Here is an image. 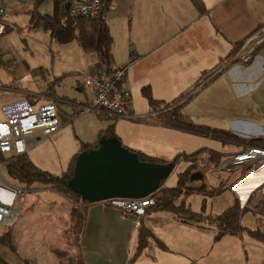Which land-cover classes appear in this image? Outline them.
<instances>
[{"label":"crops","instance_id":"0c3cea01","mask_svg":"<svg viewBox=\"0 0 264 264\" xmlns=\"http://www.w3.org/2000/svg\"><path fill=\"white\" fill-rule=\"evenodd\" d=\"M200 1L203 12L192 0H112L106 21L113 38L114 66L127 64L132 56L138 58L129 69L127 82L134 112L138 116L151 114L143 94L145 88H150L154 99L172 103L214 73L215 77L183 105L182 112L197 124L231 131L247 141L264 140V46L250 64L228 65L242 43L264 25V0ZM4 20L9 25L14 23L6 17ZM64 47L70 54L67 63L57 67L54 61L52 72H36L33 87L28 83L24 88L18 82L19 89L13 90L10 85L16 80L5 74L12 72L13 60L7 56L10 52L5 38L0 39V84L5 88L0 108L18 100H29L36 107L50 101L58 105L62 131L48 140L36 133L28 141L26 155L39 169L56 175L64 173L84 145L98 144L110 127L115 128L125 147L166 162L180 154L196 153L203 146L220 153L223 164L246 148L143 121L76 114L78 105L93 99L83 79L97 71V56L85 53L78 42ZM219 168L214 170L215 177L205 179L208 191L221 190L214 197L207 196L210 208L206 206V214L222 215L238 201L244 212L241 222H248L245 228L264 232V203L256 209L254 203L251 205L252 195L264 184V165L230 171ZM162 187L174 188L165 182ZM47 188L31 189L43 193L41 200L47 207L38 208L39 200L26 201L22 206L17 224L22 222L24 227L18 234L23 261L18 255L16 264H26V260L29 264H264V244L247 232L217 238L219 230L212 225L152 207L147 210L142 228L136 230L131 217L107 201L82 208L78 200L75 203ZM53 193L58 197L52 198ZM203 197L195 194L188 198L190 207L192 201L196 204V209L190 208L192 212L201 213L199 201ZM263 199L258 196L253 201ZM58 218L63 219L61 227L55 223ZM61 228L64 231L59 232ZM145 231L153 237L139 254ZM73 233L80 247L75 252L78 262L73 258ZM57 236L65 241L60 242ZM5 251L0 252L1 259L9 257V250ZM55 253L61 256L49 258L57 256Z\"/></svg>","mask_w":264,"mask_h":264},{"label":"trees","instance_id":"16d2710c","mask_svg":"<svg viewBox=\"0 0 264 264\" xmlns=\"http://www.w3.org/2000/svg\"><path fill=\"white\" fill-rule=\"evenodd\" d=\"M44 1L47 0H35V10L30 12L29 27L34 30L43 29L50 33L52 41L56 42V44L65 45L72 42H78L85 53L95 54L97 56V71H103L107 75H111L116 68L114 66V57L112 53L113 38L106 18L112 0H104V13L100 18L84 16L72 17L70 14V7L66 4L65 0H50L54 5L53 13L44 15L38 11L40 4ZM192 2L199 11L203 12V4L200 0H192ZM5 14L1 20L5 22L8 27V22L4 20ZM213 74L214 73H211L209 76H212ZM202 82L203 80L198 82L188 94L183 95L172 103H166L154 99L150 88H145L143 94L149 102L151 113L156 112L158 114L144 119L143 122L160 125L167 129L198 137L216 140L223 145H243L246 147L244 149L251 148L250 145H252L253 147L264 149V140L257 139L247 141L231 131L197 124L182 112L183 105L195 95L196 90L202 85ZM101 138H118L115 133V128L110 127L107 132L101 135ZM98 147L99 143L92 146L84 145L80 153L97 149ZM200 152H207V154L213 156L211 157L210 162L213 164L214 170L219 168L222 164L223 156L220 153L208 151L206 149L199 150L193 154H180L172 162L176 165L178 162L188 161L190 158L201 154ZM136 153L143 162L167 163L166 161L149 157L140 152ZM78 156L79 155L74 158L69 168L59 175L51 174L39 169L32 163L26 154L7 156L0 152V166L6 168L10 179L22 186L30 189V187L36 183L42 184L50 190L71 199L75 203L76 200H78L81 202V207L86 208L89 203L83 202L81 197L74 194L69 187V182L74 176L75 163ZM204 176L205 174H199V172L192 173L191 170L187 169L180 174L179 183L174 188H163L164 181H162L159 190L151 195L155 200V204L152 208L156 211L175 213L181 219L186 218L199 223L212 225L219 230L217 238L226 234L242 235L247 232L251 237L264 244V232H261L260 230H249L242 226L241 215L243 210L238 201L222 215L213 216L206 213L197 214L192 212L190 204L187 206L188 198L190 196L202 194L204 196L212 197L221 192V190H218L219 192L216 190L208 191V186L206 187L205 184L203 185V189L202 187L196 188L192 185L193 181L199 179L203 180ZM252 196L251 204L255 199L256 192ZM151 237H153L151 232L145 231L142 233L139 254H141L142 250L147 246L148 239ZM159 245L164 248L162 244L159 243ZM0 264L7 263L0 258Z\"/></svg>","mask_w":264,"mask_h":264},{"label":"built area","instance_id":"2783aa9c","mask_svg":"<svg viewBox=\"0 0 264 264\" xmlns=\"http://www.w3.org/2000/svg\"><path fill=\"white\" fill-rule=\"evenodd\" d=\"M70 7L72 17L100 18L104 13V0H65ZM5 14L4 0H0V38L8 32V27L1 20ZM264 46V25L254 31L241 45L233 56L230 64L248 65L252 62L255 53ZM138 60L132 56L131 60L118 68L111 75L103 71H96L86 75L84 86L93 93V99L85 105H78L76 114L107 115L113 119L128 121H143L157 115L151 113L138 116L133 109V96L127 85L128 72L133 63ZM1 63V56H0ZM218 70L216 72H222ZM216 74L207 76L208 79L199 87L205 86ZM10 88L18 90L19 86L11 83ZM5 92L4 85L0 84V95ZM175 107V106H174ZM3 120L0 122V152L4 155H21L28 152V141L31 136L41 133L45 138L57 133L62 122L58 113L56 101L36 107L29 100H18L5 104L1 108ZM226 161V160H225ZM264 165V149L247 148L234 154L220 168L228 171L236 168L256 169ZM1 169L4 166H0ZM0 169V226L14 228L21 216L22 206L29 195V188L17 187L5 183ZM264 198V184L256 191V197ZM111 206L128 214L136 230L142 228L143 219L147 210L155 204V200L148 196L140 199L117 198L107 201Z\"/></svg>","mask_w":264,"mask_h":264},{"label":"rangeland","instance_id":"374dc122","mask_svg":"<svg viewBox=\"0 0 264 264\" xmlns=\"http://www.w3.org/2000/svg\"><path fill=\"white\" fill-rule=\"evenodd\" d=\"M35 3H36L35 0H4V5L6 7L5 17L7 19H9L10 22H14L13 24L11 23L8 26L7 34L4 37L0 38V39L5 38V42H6L7 46L9 47L8 51L10 52L7 56L10 58V60L11 59L13 60L12 72H5V74H6V76H8V74L11 75V77L14 80H16L17 83L14 82L13 84L19 86V84H18V82H19L22 84V86H24V88L27 87L28 83H30V86L33 87L34 82L32 84H31V82H32V79L34 78V75L36 74V72L37 73H39V72H52V65H53L54 61H55V65L57 67H59L65 63H67V61L69 60L68 55H70L69 52H67L68 51L67 47L61 48L64 45L56 44V42L52 41L50 33L44 31L43 29L34 30V29H31L29 27L30 12L35 10ZM53 10H54V5H53V2L50 0L44 1L42 4H40L39 9H38L39 13L44 14V15L45 14H52ZM15 24H17V25H15ZM44 63H46L47 66H44ZM42 68H43V70H41ZM38 76H40V74ZM1 112L2 111L0 108V122L3 120V116L1 115ZM60 131H62V130H59L57 133L51 135L50 137H47L46 139L47 140L51 139L56 134H58ZM205 139H209V138H205ZM210 141H212V139ZM213 141L217 142V143L219 142L216 140H213ZM219 143H221V142H219ZM206 145H207V147H209V144H206ZM233 146L235 147V145H233ZM201 147H203V146H201ZM201 147L198 148L196 151L202 150L203 148H201ZM252 148H254V147H252ZM204 149L208 150L207 148H204ZM225 150H228V147H226ZM196 151H194V152H196ZM186 154H189V153H186ZM211 157H213V156H210L209 154H207V152H203L197 156L190 158L188 161L186 160V161L178 162L176 164L173 172L171 173V175L164 181L165 185H167V186L170 185L171 187H176L177 183H179V180H180V177H179L180 174L185 172L187 169H189V170H191L192 173L199 172V174L200 173L205 174L203 180L199 179L197 181H193L192 185L196 188L202 187V189H203L204 188L203 185L205 184L207 187L208 183L205 181V179L208 178V180H209V179H212L213 177H215V174H213V173H215L214 168L212 166L213 164H211V162H210ZM0 169H1V167H0ZM60 171H62V170H59V172ZM1 173H2V176L5 180V183H7L9 185L17 186V187H25V186H22L16 182H14L12 179H10V177L7 174L6 168H2ZM221 173L223 174V172H221ZM225 174L230 175L231 173H225ZM220 178H221V176H220ZM210 182H211V184L213 183V181H211V180H210ZM212 185H214V183ZM42 186L43 185L39 184V183H36L33 186H31L30 191H29V195L25 199V203H26V201L31 202L33 200H39L38 208L47 207V205L45 206V204L41 200L42 196H44L43 193H41V191L31 190L33 188H38V187H42ZM210 191H213V188H211ZM51 197L52 198L58 197V194L53 193V195ZM195 198H199V197H195ZM203 198H205V199H203V201H199L200 207H203V208H202V210L200 208H198V209H200L199 211H201V213H207L205 210L206 206H208V208H210V205L207 204L205 200L208 199L210 201V197L205 196ZM198 200H200V199H198ZM217 200H219V199L215 200V204H216ZM263 203H264V199L260 200V201H256V202L253 201L252 202L253 207L255 209L257 207H259V205H260V208H262ZM191 204H192L191 207H193V208L196 207V204L193 203V201L191 202ZM187 206H189V203L187 204ZM203 209H204V211H203ZM243 213H242V215H243ZM242 215H241V218H242ZM27 217L28 216H26L25 218H27ZM56 221L57 222H55V223H57L58 226L61 227L62 223H63V219L58 218ZM252 221L254 223H256V220L252 219ZM247 223L248 222H246L245 220H244L243 224L241 222V224L244 228L246 227L245 225H247ZM250 225H251V223H250ZM23 230H24V227L22 225V222L17 224L14 228H11V229L0 226V242H1L0 252L2 254V252H6L5 250H7V249L9 250V251H7L9 257H7V255H5L2 258V260L5 263L16 264L18 261V258H17L18 255L21 257V259L23 261V254L21 253V249H23L22 240H21V242H19L20 238L18 239V234L20 232L22 233ZM61 231H64V230L61 228L59 230V232H61ZM74 236H75V234L73 233V238L71 239L73 242V244H72L73 249L75 250L74 254H73V258H74V262H78L79 261L78 254H76L75 252H77L78 248L80 250V247H79V245L76 246V241L74 240ZM56 239L59 240V237L57 236ZM28 241L29 240L26 239V242H28ZM59 241L64 242L65 239L62 238ZM68 246H69V244H68ZM55 254L57 256L49 255V258L61 256V254H58V253H55ZM42 255H44L45 257L47 256V254H42ZM29 263L30 262L28 260H26V264H29Z\"/></svg>","mask_w":264,"mask_h":264},{"label":"water","instance_id":"95a60500","mask_svg":"<svg viewBox=\"0 0 264 264\" xmlns=\"http://www.w3.org/2000/svg\"><path fill=\"white\" fill-rule=\"evenodd\" d=\"M175 166L174 162H143L119 138H101L97 149L77 157L69 187L89 204L146 198L159 190Z\"/></svg>","mask_w":264,"mask_h":264}]
</instances>
